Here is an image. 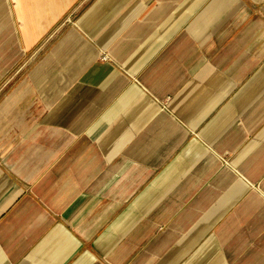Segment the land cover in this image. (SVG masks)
Listing matches in <instances>:
<instances>
[{
    "label": "crops",
    "instance_id": "crops-1",
    "mask_svg": "<svg viewBox=\"0 0 264 264\" xmlns=\"http://www.w3.org/2000/svg\"><path fill=\"white\" fill-rule=\"evenodd\" d=\"M0 264H264V0H0Z\"/></svg>",
    "mask_w": 264,
    "mask_h": 264
}]
</instances>
